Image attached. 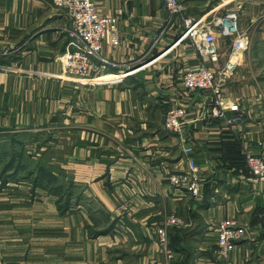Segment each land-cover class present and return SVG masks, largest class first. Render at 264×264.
Returning <instances> with one entry per match:
<instances>
[{"label":"crops","instance_id":"obj_1","mask_svg":"<svg viewBox=\"0 0 264 264\" xmlns=\"http://www.w3.org/2000/svg\"><path fill=\"white\" fill-rule=\"evenodd\" d=\"M93 1L103 14L119 17L121 44L115 47L109 38L104 41L100 57L106 60L94 59L90 80L66 73L71 21L65 9L51 0H0V133L20 132L27 139L42 129H65L68 140L81 137L91 143L79 150L81 162L68 164L73 180L88 195L70 211L71 217L85 216L70 225L73 230L82 226L84 231L70 235L72 259L64 262L56 255H67L63 247L46 245L34 264H93L89 258L97 259L107 236L113 234V240L119 241L117 231L131 219L116 217V193L130 196L135 203L132 208L141 209L135 216L139 219L131 220L148 246L150 227L163 220V216L159 223L153 220L161 198L165 212L184 217L186 226L169 234V240L172 235L180 247L177 250L169 243L174 251L171 260L176 259L169 264H264V192L245 165L247 152L264 155V0H179L184 9L169 24L164 0ZM229 10L237 11L240 29L249 37L248 48L236 54L237 64L224 88L227 106L239 105L238 111H226L227 116H241L234 124L213 116L211 91L184 94L185 70L203 60L190 39L177 42L158 57L179 39L180 16L211 19ZM233 40L219 38L217 67L235 58ZM125 72L129 74L121 81L98 83L94 78H116ZM173 100L187 105L185 139L164 126ZM59 117L65 125H56ZM185 145L193 146L200 167L204 191L199 199L169 180L170 174L187 166ZM15 189L18 193L29 189L34 196L43 193L40 199L52 203L45 217L60 214L48 192ZM89 197L98 198L107 208L114 222L111 232L93 235L89 231L90 225L103 219L94 205L100 203ZM228 217L250 226L252 235L238 240L227 259H219L216 227ZM46 226L49 229L28 234L29 239L27 235L16 240H31L38 234L56 236L57 226ZM17 246L0 241V264H29L27 248L10 251Z\"/></svg>","mask_w":264,"mask_h":264},{"label":"built area","instance_id":"obj_2","mask_svg":"<svg viewBox=\"0 0 264 264\" xmlns=\"http://www.w3.org/2000/svg\"><path fill=\"white\" fill-rule=\"evenodd\" d=\"M52 4L67 11L71 21L67 28L69 36V50L65 62L67 75L77 79L92 80L93 61L100 57L104 41L109 38L115 47L121 44V32L119 20L116 15L103 14L93 0H51ZM165 7L169 13L168 24L173 22L177 15H181L184 7L179 0H164ZM208 16H180L183 25L179 39L165 49L158 57L168 53L173 46L184 39H190L202 57V62L189 66L183 75L184 93L209 90L213 95V116L224 118L228 123L234 124L241 120L239 114L227 116L226 111H238V103L227 106L224 88L231 73L237 64V55L248 48L249 37L239 26L238 13L229 10L221 16L207 20ZM224 36L233 37L234 59L228 60L224 66L217 67L220 58L219 38ZM104 61L105 58H102ZM146 65V64H145ZM124 76L103 79L96 76L98 83L123 80L129 72L122 73ZM187 105L180 101H172L165 112V128L180 135L185 139L183 133ZM184 153L187 158V166L179 172L169 175L172 185L184 188L191 196L199 199L203 195L204 184L200 176V167L193 156V146L185 145ZM245 165L250 174L262 184L264 192V155L247 152ZM132 208L129 202L121 204L117 209L119 215L123 210ZM186 226L185 219L175 212H168L163 216L160 224L152 225L151 230L155 233L157 241L165 251L168 259L174 252L170 249L169 231L173 227ZM217 249L216 256L219 259H227L231 252L236 249L237 241L252 235L248 225L239 224L233 217L221 220L217 227Z\"/></svg>","mask_w":264,"mask_h":264},{"label":"rangeland","instance_id":"obj_3","mask_svg":"<svg viewBox=\"0 0 264 264\" xmlns=\"http://www.w3.org/2000/svg\"><path fill=\"white\" fill-rule=\"evenodd\" d=\"M207 20H209V18H207ZM55 123L56 125H65L63 124L65 122H63L60 117L56 119ZM16 133V137H14V134L8 135L5 133H3L5 135H2V137H0V151L2 153L0 154V158L2 159L0 160V174L3 162H5L11 157V151L13 145H15L16 149L18 150L17 154L25 152L24 154L26 155H36L38 153L37 156L40 157V155H42L41 153L45 152L44 155H48L46 156L48 157V159L53 158L54 160H56L57 165H59L58 168L62 170L61 172L57 170L61 176L64 177L66 175L65 178L72 177L74 179L75 177L73 175L72 169L68 167V164L72 161L81 162L82 159L79 158L80 155L78 154V152L80 153L79 150L88 148L89 145H91L89 140L84 141L80 136V138L72 137L70 140H68L65 129H42L41 133L29 135L27 139L23 138L20 132ZM32 133H35V131ZM36 135H38V137H35ZM14 138H16V140ZM129 146L130 145L127 144V148L130 149L131 147ZM74 157L76 158L74 159ZM7 173H13V170L8 171ZM4 176H6V173ZM9 179L10 182L5 184L6 186L3 188V190L2 188H0V241H5L12 246L18 245L17 247L11 248L10 251L19 252L27 248L29 252L26 253L27 259L25 261L29 264H34L35 262H38L34 257H37V253H39L40 248L46 247V245H49V247L56 248L63 247L67 255L64 256L65 254L62 252L56 253V255H58L59 258H62L64 262L65 260H71L72 257L68 255L69 248L71 247L69 240V238L71 237L70 235L74 231L80 233L84 231L82 229V226H79V228L76 227L73 230L70 225L73 224V220L77 222L81 218L84 219L85 216L80 214L79 216L75 215L71 217V212L69 211L65 214L67 216L59 214L60 216L56 215V218H52L51 216L45 217L51 202L50 200L45 201V199H40V194L43 195V193L37 192L38 194L34 196L29 192V189L21 193H18L15 189L17 187H31L33 184L32 179H22L18 181H16L17 178L14 177H10ZM2 183L3 182H1L0 179V186L2 185ZM39 190L47 192L41 188H39ZM79 190H81L80 187L75 189L76 192ZM116 196L119 200L117 207L114 209V213L117 215L116 217H120V220H128L129 217H131L132 220H138L139 218L136 217L140 214L139 211L141 209L128 208L126 210H123L119 215L117 214V209L121 204L129 202V204L133 206V204L135 205V203L132 201L130 196L129 198H126L127 195L125 194L120 195L116 193ZM121 197L124 199H121ZM85 198H88L87 194ZM89 199L93 202L100 203L98 198L96 199L94 197H89ZM54 201L56 203V200ZM94 205L96 207L99 206L98 210L101 211L103 215L102 217L109 216V218L107 221L102 222L101 219L100 222H95V224L90 225V232H92V228H97L99 226H101V228H105L110 221L113 222L111 219V215H108L107 208H104L101 203ZM158 206L159 207L156 208L159 209V212L158 214L153 216L154 218H156L153 219L154 221L158 220L156 223H159V219L161 216H164L168 213V211L165 212L166 210H164L163 208L162 198ZM105 210H107V212ZM178 215L183 217L180 214ZM131 219H129L128 222L125 221L122 224V227L117 231L116 236L118 239H120L119 241L115 242L113 240L115 238L113 234L107 236V244L104 245V247L102 248L103 250L98 251L97 259L89 258L93 262V264H169L173 263L176 260L168 259V261H165V251L157 241V237L155 233L151 230V227L149 230L151 231V233H149V235L152 236V240L150 242V245L148 246V241H146V239H142L139 235V230L137 228L138 224L134 223ZM50 223H53V225L57 226L56 229H53L56 230L55 232H53L56 234V236L46 237L41 234H38L39 236H31V240H27L29 239L28 237L30 235L28 234L30 233H34L35 231L39 233V231L45 230L44 228L49 229V226L46 225H50ZM175 228L178 229L181 227L176 226ZM171 230L172 228L170 229V231ZM170 231L169 234H171ZM120 232H123V234H121ZM133 235L138 237V240H136ZM24 236H27L26 240H16ZM18 242H20L21 244H16Z\"/></svg>","mask_w":264,"mask_h":264},{"label":"trees","instance_id":"obj_4","mask_svg":"<svg viewBox=\"0 0 264 264\" xmlns=\"http://www.w3.org/2000/svg\"><path fill=\"white\" fill-rule=\"evenodd\" d=\"M16 135L15 133L14 137H16ZM0 137H2L1 133ZM14 139L16 140V138ZM17 152L18 150L15 145H13L11 157L3 162L1 166L0 179L1 182L4 183L0 186L2 190L6 186L5 184L10 182V177L17 178L16 181L32 179L33 184L31 190L36 192L37 189L41 188L54 196L60 215H65L78 206L81 200L86 199L82 189L77 192L75 191L80 185L77 184L72 177L65 178L66 175L64 177L61 176L57 170H59V172L62 170L58 168L59 165H57L56 160L53 158L48 159V157H46L48 155H44L45 152L41 153L42 155H40V157L37 156L38 153L36 155H26L24 154L25 152L20 154H17ZM0 154H2L1 151ZM0 160L2 159L0 158ZM10 170H13V173L8 174L7 172ZM5 173L6 176H4ZM108 218L109 217H103L102 222L107 221ZM113 228L114 222H109L105 228H92L91 233L93 235L106 234L111 232ZM170 244L177 250L180 249L178 240L174 239L172 235Z\"/></svg>","mask_w":264,"mask_h":264}]
</instances>
